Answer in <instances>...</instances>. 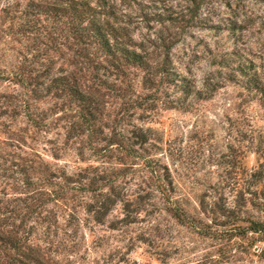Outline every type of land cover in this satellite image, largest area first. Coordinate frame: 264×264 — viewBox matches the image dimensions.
I'll return each instance as SVG.
<instances>
[{
	"label": "rangeland",
	"instance_id": "374dc122",
	"mask_svg": "<svg viewBox=\"0 0 264 264\" xmlns=\"http://www.w3.org/2000/svg\"><path fill=\"white\" fill-rule=\"evenodd\" d=\"M18 1L24 7L26 0ZM104 2L113 12V17L106 19L121 29L131 49L144 57L145 67L123 66L118 74L105 76L102 67L107 64L96 60L101 64L98 72L103 84L98 95L104 116L101 122L95 123L102 130L96 128L89 147H86L87 132L65 142L64 126L58 121L64 115L56 110L59 106L47 121L55 122V126L47 131H37L23 116L0 118V139L19 135L26 147L14 152L22 159L37 163V172L31 175L33 187L23 188L17 182L18 175L14 174V178L3 181L10 189L6 192L8 198H1L0 216L6 210L25 207L18 202V196L24 199L26 193H35L36 199H27L28 208L19 212L20 217L25 214L28 218L25 232H31L26 245L41 252L45 259L43 264H196L207 254L216 255L214 259H217L218 254L209 248L210 237L179 225L164 212L152 217L140 213L137 223L122 226L123 215L118 205L103 225L94 223L85 208L86 203L92 201L89 194L74 189V183L64 185L62 177L74 178L79 169L90 165L98 168L95 179L113 178L114 173V177L119 176L117 184H126L131 190L141 187L148 191L157 185L156 177L152 179L149 172L153 167L147 166V162L154 161L168 168L175 196L182 197L183 203L188 204L181 203L179 207L186 210L190 220L194 216L204 219L199 214L198 202L205 195L206 202L222 198L228 207L237 206L242 217L264 223V102L248 94L237 82L239 78L228 80L230 72L227 69L212 66L214 60L234 54L252 61L259 70L264 67V1ZM92 6L98 5L93 2ZM7 25L5 21L1 25L0 73L18 72L17 62L27 70H45L46 66L40 67L44 57L54 61L49 71L52 76L77 72L64 61L74 51L66 49L73 41L68 43L72 35L65 25L48 18L43 22V34L37 39L36 36L25 39L8 34L4 30ZM94 66L92 64L89 69ZM80 75V85L87 90L93 84L91 73ZM178 75L193 82L194 92L204 91L203 96L210 98L183 97L177 83ZM207 77L220 86L211 94L202 86ZM10 91L0 80V93ZM52 103L53 100L47 99L37 106L46 111ZM140 104L142 108L138 109ZM116 115L125 116L118 127L124 138L131 136L130 131L135 127L150 128L155 137L149 143L155 145L159 140L156 145L160 149L149 148L141 153L140 156L148 157L146 159L125 157L127 142L109 150L103 137L109 138V127ZM134 150L137 151V146ZM4 152L12 154V149L0 148V156ZM13 161L20 163L16 158ZM111 165H116L115 169L111 170ZM161 167L156 176L162 177ZM119 172H123L120 173L123 177ZM45 173L53 175V178L49 176L52 185L43 182ZM96 185L100 192L107 191L102 182ZM47 191H55L58 197L40 198V194ZM225 261L228 264H264L256 259L250 261L243 255H232Z\"/></svg>",
	"mask_w": 264,
	"mask_h": 264
},
{
	"label": "trees",
	"instance_id": "16d2710c",
	"mask_svg": "<svg viewBox=\"0 0 264 264\" xmlns=\"http://www.w3.org/2000/svg\"><path fill=\"white\" fill-rule=\"evenodd\" d=\"M93 2L98 5L96 8L92 6ZM109 8L104 0H26L24 7L18 0H0V32H2L1 25L5 21L8 22L7 27L4 28L6 33L19 35L25 39L36 36L37 39L43 34L45 30L43 22L48 18H54L59 24L65 25L72 35L68 43L73 41L66 46V49L74 51L67 59L64 58V61L77 69V72L70 71L52 76L49 71L54 61L48 57L41 58L40 67L46 66L45 70L32 68L27 70L25 65L17 62L18 72L0 73V80L6 83L8 89L11 90L7 93H0V118L15 119L23 116L37 131H47L48 128L51 129V126H55V122L48 123L47 121L54 115L55 108L59 106L56 110L62 111L64 115L58 121L63 123L65 142L68 143L70 139L81 137L84 132H87L89 139H87L86 147H89L96 128L98 131L102 130V127H96L95 123L97 120L101 122V117L104 116L101 109L102 101L98 95L99 88L103 84L100 82L98 72L101 64L96 60H103L107 64L106 67H102L105 76L118 74L123 66L145 67L144 57L131 49L130 42L124 39L122 32L120 33L121 29L115 28L106 19V17H113L112 9L110 8V11ZM44 18L46 19L42 21ZM43 38L47 37L43 36ZM92 50L93 53H91ZM234 57V54L226 55L219 61L214 60L212 66L222 70L227 69L230 72L227 76L228 80L233 81L239 78L240 81L237 82L248 94L264 102V67H260L259 70V67H256L252 61L241 57L234 59ZM61 58L63 59V55ZM92 64L95 66L90 70L89 66ZM83 72H90L91 80H93L92 86L87 90L80 85L82 79L80 74ZM171 76L174 77V74L172 73ZM168 78L167 75L166 79ZM177 83L183 97L194 95L203 100L210 98L203 96L204 91L194 92L191 87L193 82L186 77L178 75ZM202 86L205 92L210 94L220 87L218 82H214L211 77L204 79ZM47 99L53 100L51 108L45 109L46 111L39 110L38 103ZM137 108H142V105H138ZM124 121L125 116L116 115L109 127V138L108 136L103 137V141H107L110 146L109 150L116 145L122 147L127 142L125 157L141 159L143 156L140 154L147 152L149 148L160 149L156 145L159 140L155 142V145L149 143L155 137L150 128L135 127L130 131L131 136L124 138V135L118 132V127ZM18 136L11 134L6 139H0V148L12 149V154L4 152V155L0 156V205L3 204L1 198L9 196L6 193L7 188L10 189L9 185L3 181L14 178L12 174L18 175L17 182L25 189L35 185L32 183L31 175L36 174L37 163L16 155L14 150L21 151L26 147L23 139ZM134 146H137V151L134 150ZM94 154L100 157L98 153ZM79 156L83 160L82 150ZM15 158L19 159L20 163L13 161ZM147 163V166L153 167L149 172L152 179L156 177L157 182L155 189L148 188V191L141 187L131 190L130 187H126V184H117L116 179L119 176L114 177V173L113 178L103 176L95 179L98 168L90 165L79 169L74 178L66 176L62 178L64 185L74 183V189L89 194L92 201L86 203L85 208L94 223L103 225L118 205L121 206L123 215L122 226L137 223L140 213H144L146 217H152L164 212L179 225H186L199 235L211 238L209 248L218 254L217 259H214L216 255L207 254L196 264H228L225 260H229L232 255H243L250 261L256 259L264 263V223L242 217L237 206L228 207L222 202V198L216 202H206L204 201L205 195H202L198 202L201 206L199 214L205 220H202L200 216H194L190 220L186 210L179 207L184 199L175 196V186L170 179L168 168L161 167L158 162L154 161ZM111 166L113 170L116 165ZM160 167L164 170L162 177L156 176ZM49 176L53 178L52 174ZM49 176L46 174L43 182L52 185ZM120 177L123 175L120 174ZM98 182L103 183L106 192L99 191L96 185ZM26 195L24 199L21 195L18 196V202L25 205L24 208L6 210L0 216V264H43L45 261L39 250L26 245L31 232L30 230L25 232V222L28 218L25 214L20 217L19 211L28 208L25 204L27 199H36L33 192L26 193ZM47 196L51 199L58 197L55 191L40 194V198H47ZM115 227L116 225L113 226Z\"/></svg>",
	"mask_w": 264,
	"mask_h": 264
}]
</instances>
